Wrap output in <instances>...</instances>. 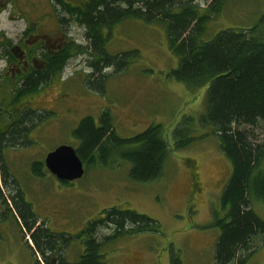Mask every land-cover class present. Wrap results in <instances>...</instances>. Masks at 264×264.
<instances>
[{"label":"rangeland","instance_id":"1","mask_svg":"<svg viewBox=\"0 0 264 264\" xmlns=\"http://www.w3.org/2000/svg\"><path fill=\"white\" fill-rule=\"evenodd\" d=\"M202 2L207 6L210 0ZM222 8L218 15H212L205 40L225 29L254 30L255 35L264 38V0H226ZM74 32L82 42L85 29L74 25ZM107 48L114 55L129 53L126 67L122 71L116 66L106 68L103 73L110 77L101 83L104 89L99 92L83 81L85 71L90 72L85 63L89 54L70 60L65 75L71 78L75 72L76 76L70 79L74 83H69L67 97L73 110L54 115L52 140L23 147L17 156L7 155L0 160V264L36 262L27 244L29 235H22L10 211L3 214L7 209L4 201H10L13 195L9 191L12 186L8 189L1 183L3 161L9 171L7 177L18 181L24 201L38 214V224L46 221L54 231L77 234L104 209L115 206L134 209L159 222L160 233L111 241L103 251L108 264H173L176 258L181 264H216L220 231L213 225L214 214H224L221 195L232 168L214 136L189 150L173 152L164 175L150 183L133 181L132 164L119 157H111L115 161L111 160L109 166L98 161L83 178L69 184H62L51 173L39 177L32 171L35 161H44V156L57 147H77L74 131L80 122L92 117L99 123L103 111L114 120L121 137L161 124L169 141L185 116L200 117L206 112L207 87L190 90L183 82L168 77L178 67L179 57L170 48L163 23L129 19L115 29ZM51 93L55 99L59 96V90ZM246 128L253 142L264 139L263 123ZM19 187L15 185V191ZM253 208L264 220V201H256ZM109 232L101 228L99 234L104 237ZM84 247L82 238H77L68 249V259H79ZM251 249L255 252L248 264H264L263 235L253 239Z\"/></svg>","mask_w":264,"mask_h":264},{"label":"trees","instance_id":"2","mask_svg":"<svg viewBox=\"0 0 264 264\" xmlns=\"http://www.w3.org/2000/svg\"><path fill=\"white\" fill-rule=\"evenodd\" d=\"M123 3L128 9L122 7ZM225 3L226 0H216L206 10L195 0H101L91 16L77 19L87 26L89 44L85 53L89 59L85 62L92 72L86 73L83 81L91 90L104 89L101 83L110 77L103 73L106 68L116 66L122 71L126 67L129 53L114 55L107 48L113 27L129 19H141L165 25L170 48L179 57L178 67L168 77L183 82L190 90L207 87V91L206 112L200 117L185 116L174 128L172 141L161 124L121 137L106 111L100 115L99 123L92 117L84 118L74 137L79 141L75 148L86 165V173L98 161L109 166L111 160L115 161L111 157H119L132 164L133 181L150 183L164 175L173 152L189 150L214 136L232 168L221 195L224 214H214L213 225L220 231L215 262L248 264L255 252L251 249L253 239L264 236V220L253 208L256 201H264V139L253 142L246 128L264 125V38L255 35L254 30L225 29L205 40L212 15H218ZM34 121V117H29L8 134L7 141L23 142L25 125ZM3 165L1 183L8 189L12 186L9 191L13 192L10 201H4L7 209L3 214L10 211L22 235H29L27 244L35 255V264H108L103 251L111 241L161 232L156 219L117 206L104 209L77 234L54 231L46 221L38 224V214L24 201L18 181L7 177L4 161ZM44 169L46 173L43 162L32 167L39 177L45 176ZM15 185L19 187L17 191ZM101 228L109 230V234L100 236ZM77 238H82L84 251L79 259L71 261L67 252ZM173 264H181L180 259H173Z\"/></svg>","mask_w":264,"mask_h":264},{"label":"flooded vegetation","instance_id":"3","mask_svg":"<svg viewBox=\"0 0 264 264\" xmlns=\"http://www.w3.org/2000/svg\"><path fill=\"white\" fill-rule=\"evenodd\" d=\"M100 1L0 0V160L17 156L23 147L52 140L54 115L70 108L68 86L76 78L75 72L71 78L65 75L66 67L85 55L89 44L86 24L76 20L91 16ZM215 1L204 6L205 2L195 0L206 10ZM122 7L128 9L124 3ZM74 25L86 31L82 42ZM51 90H59L56 99ZM31 116L35 121L25 125L23 142L7 141L8 134ZM45 160L35 162L45 164Z\"/></svg>","mask_w":264,"mask_h":264},{"label":"water","instance_id":"4","mask_svg":"<svg viewBox=\"0 0 264 264\" xmlns=\"http://www.w3.org/2000/svg\"><path fill=\"white\" fill-rule=\"evenodd\" d=\"M45 163L60 181L73 182L83 178L85 174L84 161L71 145H61L49 152Z\"/></svg>","mask_w":264,"mask_h":264}]
</instances>
